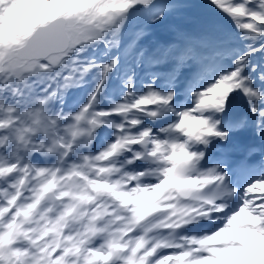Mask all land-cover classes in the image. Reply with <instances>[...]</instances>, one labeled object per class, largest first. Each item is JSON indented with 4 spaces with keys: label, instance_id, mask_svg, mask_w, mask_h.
I'll return each mask as SVG.
<instances>
[{
    "label": "snow or ice",
    "instance_id": "snow-or-ice-1",
    "mask_svg": "<svg viewBox=\"0 0 264 264\" xmlns=\"http://www.w3.org/2000/svg\"><path fill=\"white\" fill-rule=\"evenodd\" d=\"M0 264H264V0H0Z\"/></svg>",
    "mask_w": 264,
    "mask_h": 264
}]
</instances>
